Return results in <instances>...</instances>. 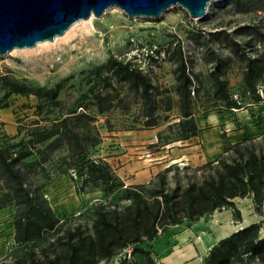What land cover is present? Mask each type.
<instances>
[{"label":"rangeland","instance_id":"rangeland-1","mask_svg":"<svg viewBox=\"0 0 264 264\" xmlns=\"http://www.w3.org/2000/svg\"><path fill=\"white\" fill-rule=\"evenodd\" d=\"M90 16L92 18L88 19ZM90 16L69 29L71 24L52 40L38 41L30 47H15L0 55V76L7 75L23 87L34 89L62 83L56 106L39 101L33 93H11L7 97L8 106L0 110V145L7 146L20 140L25 142L36 127H43V123L73 108L81 110L79 104L85 101L84 94L97 81L92 71L115 58L129 61L149 77L157 92L152 104L155 108L153 115L160 113L161 116L157 118V124L146 125V117L141 115V100L136 93L130 92L126 99L127 109L114 106L97 115L100 142L90 148L91 154L103 156L125 185L135 183L130 180L134 172L125 176L122 168L130 162V169H144L149 173L148 180L142 182L147 185L155 182L156 172L165 167L169 168L166 172V186L169 188L176 179L181 184L188 178L199 179L202 170L198 168L202 164L184 167L170 162L166 151L169 145L179 140L175 139L178 137L176 124L180 119L178 95L174 90L177 66L183 60L186 71L199 87L198 95L194 94L193 98L195 120L209 111L232 110L223 108L213 97L211 77L217 75L224 79L233 97L243 98L240 95L243 64L240 59L253 51L248 50V45L264 51V43L259 41L257 34L260 32L264 36V0H212L206 14L200 18H191L178 4L156 17L129 16L119 7L107 8L98 16ZM114 85L124 93L121 83L114 82ZM6 89L0 84V97ZM168 96L172 107L164 110ZM88 109L95 112L93 105ZM163 115L167 117L163 118ZM246 143L259 150L264 146V134ZM37 148L39 151L34 150L24 161L30 163L40 159L43 142L37 144ZM62 154V149L54 151L44 166L43 162L36 165L33 181H46L42 186L43 193L60 220L71 225L90 226L93 205L104 196L99 190L76 192L68 173L56 169ZM223 155L229 157L231 152ZM113 201L120 205L125 203L123 199L113 198ZM14 211L12 204L0 208V264L12 262L25 250L23 244L13 240ZM41 242L37 239L30 245L36 249ZM144 243L141 246L147 250ZM133 247L129 245L121 251L127 249L132 253ZM135 256V262L148 264L145 258L150 254L136 251Z\"/></svg>","mask_w":264,"mask_h":264},{"label":"trees","instance_id":"trees-1","mask_svg":"<svg viewBox=\"0 0 264 264\" xmlns=\"http://www.w3.org/2000/svg\"><path fill=\"white\" fill-rule=\"evenodd\" d=\"M259 41L264 43V36ZM233 45H237L232 41ZM250 54L241 56L240 95L233 97L224 79L211 77L213 97L225 109H240L257 103L261 96L257 91L264 85V51L252 48ZM236 49V48H235ZM103 70V72L101 71ZM97 81L84 94L81 110L73 108L60 117L36 127L27 141L21 140L7 146L0 145V208L14 205L12 217L13 240L23 244L25 250L5 264H101L129 245L132 252L149 254L141 246L161 234L168 226L183 221H193L203 214L222 206H232V199L252 194L255 208L260 210L264 199V146L259 150L250 147L247 138L235 142H224L223 153L204 162L199 179L188 178L184 184L176 179L167 187L168 167L156 172V181L147 185L134 183L125 185L110 163L100 155H93L90 148L100 142L96 124L97 115L114 106L128 108L127 97L136 93L141 100V115L146 125L157 124L161 114H154L155 96L149 77L129 61L110 58L104 66L93 71ZM121 83L124 93L114 85ZM0 84L7 89L0 97V108L8 106L7 97L13 93H33L47 105L59 104L58 93L62 87L57 82L53 87L26 88L7 75L0 76ZM97 86V87H96ZM174 90L178 95L180 119L177 121L178 137L185 140L198 133L194 111V94L199 87L186 71L183 60L177 66ZM122 91V92H123ZM89 105L95 106L91 112ZM168 96L164 110L171 109ZM167 115H163L166 118ZM36 123L38 121H35ZM224 136V135H222ZM158 138L159 135H157ZM43 142V155L30 163L24 159ZM19 145L15 150L14 148ZM63 150L57 160L56 169L68 173L76 192L102 191L103 200L94 203L90 226L76 223L71 225L60 220L44 195L42 186L32 176L35 166L50 159L51 153ZM231 152L225 157V152ZM184 167H187L185 165ZM116 194V195H115ZM113 198L123 199L120 205ZM235 213H237L236 209ZM262 221L251 223L219 239L203 259V264H225L237 253H243L238 264L256 261L264 264V236L258 234ZM37 239L38 248L30 244ZM145 261L153 264L151 257ZM138 264V262H135Z\"/></svg>","mask_w":264,"mask_h":264},{"label":"crops","instance_id":"crops-1","mask_svg":"<svg viewBox=\"0 0 264 264\" xmlns=\"http://www.w3.org/2000/svg\"><path fill=\"white\" fill-rule=\"evenodd\" d=\"M195 121L199 128L196 135L178 140V143L167 147L170 162L199 166L223 153L224 142L235 143L245 138H259L264 134V100L240 109L209 111L197 116ZM122 168L126 172L125 176L134 172L130 180L135 183L145 182L150 177L144 169H130L131 162ZM232 201L234 208L225 205L203 214L196 220L170 225L156 238L145 242L153 264H203L209 249L219 239L251 223L262 221L258 234L263 237L264 199L260 210L255 208L251 193L243 197L236 196ZM128 252L127 249L120 251L102 264H132L137 257L135 252L127 257ZM240 258L245 259L241 252L233 255L225 264H238ZM245 264L258 263L249 261Z\"/></svg>","mask_w":264,"mask_h":264},{"label":"water","instance_id":"water-1","mask_svg":"<svg viewBox=\"0 0 264 264\" xmlns=\"http://www.w3.org/2000/svg\"><path fill=\"white\" fill-rule=\"evenodd\" d=\"M212 0H0V55L61 35L75 21L116 6L127 15L156 17L181 5L191 18L203 17Z\"/></svg>","mask_w":264,"mask_h":264},{"label":"built area","instance_id":"built-area-1","mask_svg":"<svg viewBox=\"0 0 264 264\" xmlns=\"http://www.w3.org/2000/svg\"><path fill=\"white\" fill-rule=\"evenodd\" d=\"M263 87H264V85H262V84H259V85L257 86V91H258V93H259L260 96H261V100H260L259 102H261V101L264 100V91H263ZM233 110H235V109H233ZM130 254H131V252L129 251V252L127 253V257H130Z\"/></svg>","mask_w":264,"mask_h":264},{"label":"bare ground","instance_id":"bare-ground-1","mask_svg":"<svg viewBox=\"0 0 264 264\" xmlns=\"http://www.w3.org/2000/svg\"><path fill=\"white\" fill-rule=\"evenodd\" d=\"M111 7H116V6H111ZM111 7H108V8H111ZM91 15H92V14H91ZM91 18H92V16H90V18H88V19H91ZM79 21H85V20H81V19H80V20L75 21L74 24L72 23V26H71V27L69 26V27H70L69 29H71V28L73 27V25H75V23H78ZM87 21H89V20H87ZM68 31H69V30H68ZM13 49H15V48H13ZM13 49H12V50H13Z\"/></svg>","mask_w":264,"mask_h":264}]
</instances>
